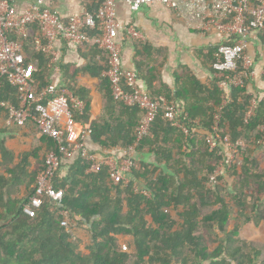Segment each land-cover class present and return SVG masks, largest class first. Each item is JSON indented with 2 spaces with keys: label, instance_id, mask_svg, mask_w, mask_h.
I'll return each instance as SVG.
<instances>
[{
  "label": "trees",
  "instance_id": "16d2710c",
  "mask_svg": "<svg viewBox=\"0 0 264 264\" xmlns=\"http://www.w3.org/2000/svg\"><path fill=\"white\" fill-rule=\"evenodd\" d=\"M39 32L37 25H31L26 36L11 35L10 39L22 43L26 61L35 63V77L45 86L51 70L49 58L32 45ZM90 35L94 37L96 31ZM78 49L86 53V63L60 67L62 86L84 102L85 110L78 120L87 123L91 91L80 82L87 74L98 81L103 116L90 127L99 153L134 145L137 153L149 148L155 162L135 159L129 183L115 185L106 167L88 174L89 165L78 157L66 176L56 179L55 187L64 193L59 210L69 211L79 228L64 227L63 217L48 200L35 218L25 215L22 208L12 220L1 213L0 264H264V242L249 239L264 223V160L260 146L254 143L260 137L257 127L264 123V103L245 122L251 101L247 82L232 90L220 134L229 135L232 142L242 140L248 147L241 154L240 165L233 164L212 180L224 156L222 146L210 150L205 142L213 114L221 104L222 93L215 81L201 99L189 97L187 88L174 96L173 90L151 74L154 70L149 65L139 66L142 72L146 70L147 89L154 97L164 95L170 102L182 99L185 103L176 118L180 127L160 110L149 134L137 143L144 112L114 99L110 82L102 75L108 67L106 53L96 46ZM213 54L212 50L208 55L211 64ZM180 81L187 87L201 86L192 75H178V85ZM0 100H16L14 88L2 78ZM41 139L47 146L46 154L55 149L51 140ZM44 167L45 163L38 173ZM120 240L126 241L130 251L123 252Z\"/></svg>",
  "mask_w": 264,
  "mask_h": 264
},
{
  "label": "built area",
  "instance_id": "2783aa9c",
  "mask_svg": "<svg viewBox=\"0 0 264 264\" xmlns=\"http://www.w3.org/2000/svg\"><path fill=\"white\" fill-rule=\"evenodd\" d=\"M124 1L131 12H138L145 5L159 3L188 19V25L192 29L205 35L220 34L227 39L213 47L215 61L211 68L222 95L205 142L210 150L219 146L224 148V156L212 180L233 164L240 165L241 154L248 145L242 140L230 141L227 134L221 137L220 123L224 109L231 102L232 90L245 86L246 80L253 76V60L246 53L248 38L257 33L264 35V0ZM116 3L117 0H101L97 9H84L79 14L65 18L52 6V0H33L22 12L17 10L11 0H0V78L6 80L16 92L15 102L0 100V109L11 123L18 127L34 125L40 136L48 138L55 145V149L46 154L45 167L37 175L32 196L22 206V212L30 218L37 217L45 200H48L52 209H57V214L63 217L64 227H78V222L71 218L69 211L59 210L64 193L55 187L63 164L74 156L80 157L89 165L88 174H96L106 167L115 185L128 184V177L135 166L134 145L126 149L106 150L105 153L92 152L88 148L86 141L91 138V127L81 125L78 120L84 113V102L53 81V71L58 59V41L76 48L96 46L107 54L108 67L103 76L110 82L114 99L128 107H138L144 112L137 143L149 134L151 124L160 110L165 111L167 120L180 127L176 121L181 113L178 108L164 97H154L141 86L133 69L122 67V45L118 41L120 29H124L126 37L130 39L141 36L133 24L127 28L122 27L116 17ZM31 25H37L40 29L39 34L33 38V49L46 55L51 66L45 86L35 77V63L26 61L22 43L10 39L11 35L20 38L26 36ZM93 29L96 35L91 37ZM97 59L100 57L97 56ZM256 107L257 101L253 99L245 115V122L255 115ZM183 129L188 135V130ZM257 130L260 137L254 143L256 146H264V123L258 125ZM123 249L126 250V247Z\"/></svg>",
  "mask_w": 264,
  "mask_h": 264
},
{
  "label": "crops",
  "instance_id": "0c3cea01",
  "mask_svg": "<svg viewBox=\"0 0 264 264\" xmlns=\"http://www.w3.org/2000/svg\"><path fill=\"white\" fill-rule=\"evenodd\" d=\"M11 2L17 10L22 12L32 4L33 0H11ZM100 3L101 0H52V6L65 18L79 14L84 9H97ZM116 17L123 28L133 24L141 36V38L130 39L126 37L124 29H120L118 41L122 45L120 57L122 67L138 71L139 83L143 88L148 90L146 83L148 78L146 70L142 72L139 66L145 68L149 65L154 70L151 74H156L158 82L166 85L167 89L173 90L174 96L179 90L187 88L189 97L203 98L206 89L215 81L208 55L214 46L227 41L224 36L205 35L192 29L188 25V19L159 3L145 5L138 12H131L124 0H117ZM56 49L58 59L56 69L53 71V81L61 85L63 72L60 67L85 65L86 53L62 41L56 43ZM143 50H146V53L142 54ZM246 53L253 60L251 68L253 76L246 80L247 93L251 96V101L253 99L257 101L258 106L264 103V36L262 33L253 34L248 38ZM184 74L195 77L201 86L187 87L181 81L178 85L177 76ZM80 85L86 86L91 91L89 120L87 123L81 122V125L91 126L94 121L103 116V97L98 89V81L90 74L84 76ZM172 103L180 112L184 111L185 102L182 99H176ZM41 138L35 126L28 124L25 127H18L11 123L4 111L0 109V214L2 213L10 220L15 217L22 204L30 198L35 184L34 177L44 166L47 146ZM86 144L92 152L99 153L100 146L93 140L87 139ZM260 153L263 161L264 146H260ZM77 159L74 156L65 161L57 177L58 180L66 176L68 167L75 164ZM135 159L146 163L155 162L149 148L142 153L136 152ZM228 182L230 184L231 181L228 180ZM5 223L9 224V221ZM252 238L255 241L264 242V223L257 230L254 229L253 234L250 233L249 239Z\"/></svg>",
  "mask_w": 264,
  "mask_h": 264
},
{
  "label": "clouds",
  "instance_id": "9594fccd",
  "mask_svg": "<svg viewBox=\"0 0 264 264\" xmlns=\"http://www.w3.org/2000/svg\"><path fill=\"white\" fill-rule=\"evenodd\" d=\"M142 8V7H141ZM100 51V50H99ZM100 52H103V51H100ZM105 53V52H104ZM107 55V54H106ZM108 59V58H107ZM108 61V60H107ZM135 72H136V70H134ZM104 72V71H103ZM136 74L138 75V73L136 72ZM104 77V76H103ZM106 78V77H105ZM138 78H139V76H138ZM61 86H62V84H61ZM63 87V86H62ZM66 90H68V91H70L69 89H67V88H65ZM71 93H73L72 91H70ZM153 95V94H152ZM165 98V97H164ZM170 102V101H169ZM37 129V128H36ZM39 134V133H38ZM42 137V136H41ZM91 139V138H90ZM46 160V159H45ZM59 175V174H58ZM58 177V176H57ZM57 179V178H56ZM34 190V189H33ZM61 190V189H60ZM29 200V199H28ZM23 204H25V203H23ZM23 204H22V206H23ZM22 206H21V208H22ZM41 210V209H40ZM39 210V211H40ZM39 213V212H38ZM38 216V215H37ZM73 219V218H72ZM75 220V219H74ZM76 221V220H75ZM79 228V222H78V227L76 228V229H78ZM74 229V228H73ZM123 244V243H122ZM124 247H126L125 245H123L122 246V250H123V252H125V251H129L128 250V248L126 247V250H124L123 248Z\"/></svg>",
  "mask_w": 264,
  "mask_h": 264
},
{
  "label": "rangeland",
  "instance_id": "374dc122",
  "mask_svg": "<svg viewBox=\"0 0 264 264\" xmlns=\"http://www.w3.org/2000/svg\"><path fill=\"white\" fill-rule=\"evenodd\" d=\"M263 163H264V162H263ZM120 241H122V242H120V244L123 243L122 246L125 245V246L128 248V250L130 251L128 245L126 244V241H125V240H120ZM81 246H83V243L81 244Z\"/></svg>",
  "mask_w": 264,
  "mask_h": 264
}]
</instances>
